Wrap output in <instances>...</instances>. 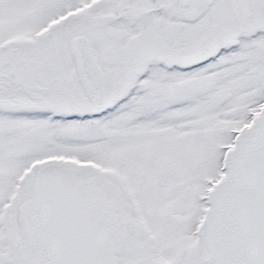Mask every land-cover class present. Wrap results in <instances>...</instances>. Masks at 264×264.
I'll list each match as a JSON object with an SVG mask.
<instances>
[{
    "label": "snow or ice",
    "instance_id": "1",
    "mask_svg": "<svg viewBox=\"0 0 264 264\" xmlns=\"http://www.w3.org/2000/svg\"><path fill=\"white\" fill-rule=\"evenodd\" d=\"M0 264H264V0H0Z\"/></svg>",
    "mask_w": 264,
    "mask_h": 264
}]
</instances>
